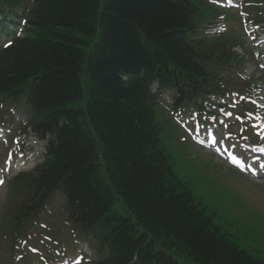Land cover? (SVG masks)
<instances>
[{"label": "trees", "instance_id": "obj_1", "mask_svg": "<svg viewBox=\"0 0 264 264\" xmlns=\"http://www.w3.org/2000/svg\"><path fill=\"white\" fill-rule=\"evenodd\" d=\"M26 1L0 0V13ZM33 3L25 37L0 51V101L30 109L31 130L52 141L42 165L9 182L19 209L9 234L60 191L67 219L105 256L89 264H262L227 245L190 202L154 122L150 82L175 93V108L221 94L217 69L239 63L230 52L211 62L214 39L197 52L185 43L211 9L193 0Z\"/></svg>", "mask_w": 264, "mask_h": 264}, {"label": "rangeland", "instance_id": "obj_2", "mask_svg": "<svg viewBox=\"0 0 264 264\" xmlns=\"http://www.w3.org/2000/svg\"><path fill=\"white\" fill-rule=\"evenodd\" d=\"M209 0H205L208 2ZM252 9L248 8V14H252ZM225 19L231 23V32L236 34L233 39L236 43L242 44L240 33L238 34V25L236 23V16L230 11L225 12ZM251 46V44H250ZM249 66H254V62L250 61ZM229 73L224 71L220 76L227 81L236 83L235 78L236 70ZM231 74V75H230ZM165 104H170L171 98L168 95H163ZM213 100V99H210ZM9 109L18 111L15 108L8 106ZM154 121L160 129L163 139V146L168 155L172 158L173 170L177 176L186 182L193 192V194L202 202L206 208V215L213 214L211 220L213 224L220 228L221 232H227L234 239L235 243L242 249H246L250 255L255 257L256 260L264 261V179L251 180L248 177L242 176L232 168L221 164L214 159L212 154L205 149L198 147L194 144L193 138L184 129V122L191 118L188 114L177 113L179 120L175 119V114L161 105H156L154 108ZM198 119L201 122V127L204 128L210 119L214 118V114L209 110L202 111L196 108ZM195 112L189 110V113ZM11 117H8L10 120ZM236 119L230 120L229 130L235 128ZM16 122V121H14ZM191 122V120H188ZM197 122V123H198ZM7 124V121H4ZM4 130L8 128H3ZM14 132L10 136L4 137L3 132L0 135V177H4V184L0 187V208L6 202L7 198V182L20 171H27L36 164L40 163L41 155L44 150L45 143L37 141L28 135L18 133V128L15 130V124L12 125ZM9 130V129H8ZM251 130V129H250ZM224 134L223 132H221ZM16 139L17 141H13ZM30 139L29 143L27 140ZM234 146L239 151L236 144ZM13 151V158L7 159V152ZM18 150V153L16 152ZM218 159V158H217ZM219 160V159H218ZM6 161V164H5ZM57 202L55 198L51 205ZM46 212V211H45ZM53 216L58 224L61 223L60 212H54ZM2 221H0V228ZM42 231L29 230L26 236L25 243L18 249H23V252H18L14 255V264H58L74 258L80 259L83 263L87 258L83 255L86 252L87 244L77 242L71 246L70 237L64 234L69 230V226L63 227L62 230L59 226L55 227L52 231L47 232L46 229ZM69 232V231H68ZM56 237L55 244H51V235ZM4 234L0 233V264H10L6 257L5 244L3 243ZM70 238V239H69ZM73 238V239H72ZM49 241V242H48ZM33 243L38 250L44 254V258L37 260H30L24 253L28 251L27 246ZM58 245L62 249L65 256L58 262L51 261L49 258L55 256L52 248ZM34 248V247H33ZM67 248V249H66ZM66 249V250H65ZM24 253V254H23ZM19 255V256H18ZM23 255V256H22ZM20 262H15V257ZM41 258V257H39Z\"/></svg>", "mask_w": 264, "mask_h": 264}, {"label": "snow or ice", "instance_id": "obj_3", "mask_svg": "<svg viewBox=\"0 0 264 264\" xmlns=\"http://www.w3.org/2000/svg\"><path fill=\"white\" fill-rule=\"evenodd\" d=\"M5 46H8V45H5ZM260 151H264V149H261ZM233 159H235V158H233ZM251 167V166H250ZM0 183H2V181H0Z\"/></svg>", "mask_w": 264, "mask_h": 264}]
</instances>
